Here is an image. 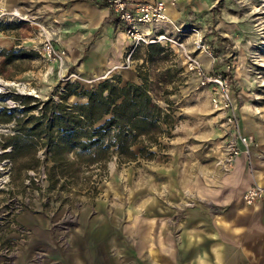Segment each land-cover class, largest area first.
Here are the masks:
<instances>
[{
    "label": "crops",
    "instance_id": "0c3cea01",
    "mask_svg": "<svg viewBox=\"0 0 264 264\" xmlns=\"http://www.w3.org/2000/svg\"><path fill=\"white\" fill-rule=\"evenodd\" d=\"M129 1H165L171 24L146 27V31L185 42L176 32L178 27H193L185 18L187 11L193 8V0H176V4L173 0ZM8 2L56 12L49 15L57 17L59 22L56 47L67 51L66 68L79 76L76 83L87 90L115 75L122 78V85L128 82L142 85L141 72L148 75L150 95L163 108L164 101L157 93L163 82L151 76L162 72L159 62L170 59L173 52L188 73L182 49L165 42L139 48L132 66L124 68L132 41L124 33L123 23L110 9L109 0ZM199 4V7H207L210 3L203 0ZM20 30L23 27L15 24L0 25V49L23 50L17 49L20 38L14 34ZM21 40L29 44L37 39ZM150 47L151 59L148 56ZM34 48L32 50L36 51ZM198 53L205 68L210 69L211 55ZM53 68L57 71L56 65ZM49 77L50 82L40 89L44 97L49 95L52 85L59 84L56 74ZM69 102L85 104L87 98L72 96ZM238 114L241 134L252 137L253 143L248 153L239 142L242 153L230 171H222L217 166L216 155L205 147L207 142L225 134L219 119H209L203 122L202 132L196 133L191 128L185 136L179 132L187 123H180L172 131L174 136L169 142L164 139L167 148L161 150L160 146H155L149 149L154 153L151 158L139 156L136 162L118 164L138 166L139 186L130 200L116 208L96 193H85L86 187L80 181V164L76 161L69 189L58 188L51 192L61 194L66 190L71 194L73 191L76 198L85 199L78 227L70 234V245L61 249L55 244L58 235L53 232L47 207H42L39 213L26 212L19 217V222L32 229L33 235L17 264H33L37 249L44 251L46 262L51 264H264V196L255 206H247L243 200L251 187L264 188V109L256 111L243 106ZM107 119L109 117L102 122ZM0 121L10 122L11 117L0 113ZM23 122L18 129L24 126ZM25 127L32 128V124ZM17 139L16 144L14 140ZM6 140L15 145L10 155L15 163L14 181L22 187L25 171L37 164L35 148L24 134ZM164 140L160 138L159 142ZM141 148L134 147L137 155ZM77 157V152L70 154L71 161ZM0 264H3L1 260Z\"/></svg>",
    "mask_w": 264,
    "mask_h": 264
},
{
    "label": "rangeland",
    "instance_id": "374dc122",
    "mask_svg": "<svg viewBox=\"0 0 264 264\" xmlns=\"http://www.w3.org/2000/svg\"><path fill=\"white\" fill-rule=\"evenodd\" d=\"M8 1L0 0V10L17 9L36 23L19 24L23 30L14 33L20 38L16 44L17 49L33 51L35 47L38 50L41 48L42 41L37 24L45 26L53 24L57 17L49 15L56 12L30 9L26 4L10 5ZM202 1L193 0L191 3L193 8L189 9L190 12L188 10V14L185 15L186 21L193 27L188 29L178 27L176 34L179 38H183L186 49L195 56L199 53L195 51L193 42L197 36L202 38L213 63L210 69L207 70L205 66L204 68L211 76H222L227 79L233 109L217 108L215 103L221 99L217 89L213 86L200 87L197 76L190 73L188 69L187 73L182 62H178L173 52L170 59L159 62V67L163 68L162 72L151 76L163 82V86L159 87L157 93L161 94L159 97L164 101L163 108L169 111L174 121V130L180 123L185 125L187 123V127L179 132L180 135H188L191 128H194L196 133L202 132L203 122L207 123L209 119L221 121L225 134L205 144V147L211 149V153L216 155L217 163L230 132L233 131V127L229 129L231 126L228 123L229 116L235 113L239 119L238 113L243 106L256 111L264 109V0H208L210 4L207 7H199ZM58 26L59 24L56 25L57 28ZM27 37H36L37 40L29 44L21 40ZM201 62L203 63L202 60ZM52 68L53 65L38 53V57L33 60L8 66L0 75L6 80L30 81L42 90L50 82L51 78L47 76V73ZM24 70L27 71L24 72ZM54 87L51 86V88ZM171 138L164 136L162 139L169 142L168 139ZM164 143L165 140L159 147L161 150L167 148ZM25 175L26 172L23 175L22 187L15 184L13 175V187L18 199L23 201L29 196L31 204L14 220L17 226L30 231V235L20 242L19 233L14 228L5 226L1 230L0 260L3 264H17L33 235L32 229L19 222L21 215L26 212L39 213L42 207H47L53 232L58 235L55 244L65 249L70 245V234L74 228L78 227L79 213L85 205V199L82 196L76 198L73 191L71 192L73 195L66 190L61 194L47 191L43 194L36 188L28 189L24 185ZM80 181L86 187V191L84 189L86 194L96 193L109 206L116 208L125 204L131 199V194L138 191L139 170L138 166H119L117 160H111L105 171L96 167L91 170L85 169ZM69 187L70 185H67L65 188L69 189ZM5 203L6 197L1 195L0 212H5ZM7 248L10 252L5 254L3 250ZM32 263L51 264L46 262V255L42 249L34 252Z\"/></svg>",
    "mask_w": 264,
    "mask_h": 264
},
{
    "label": "trees",
    "instance_id": "16d2710c",
    "mask_svg": "<svg viewBox=\"0 0 264 264\" xmlns=\"http://www.w3.org/2000/svg\"><path fill=\"white\" fill-rule=\"evenodd\" d=\"M0 25L10 26L13 23ZM150 49L149 58L152 56ZM36 57L38 53L35 51L0 49V73L10 65ZM147 76L139 72L142 85L131 82L122 85V78L117 75L92 90L77 83L68 84L61 104L48 101L43 116L31 117L18 129L17 136L24 134L25 138L31 140L37 160L36 166L25 172L38 168L40 163L37 153L41 142L49 148L52 163L48 193L70 185V174L76 172V161L80 164L81 179L85 169L96 167L105 171L114 157L120 165L136 162L139 156L153 157L154 153L149 149L160 146V138H171L175 126L169 111L155 103L150 95ZM72 96L85 97L87 102L71 104L69 100ZM52 112L53 117L49 118ZM106 117L109 119L102 122ZM28 123L32 124V128L25 127ZM18 141L14 140L16 144ZM12 143L6 140L5 145L13 147L14 152L15 145ZM136 146H142L140 155L134 151ZM73 152H77L78 157L71 161L70 154Z\"/></svg>",
    "mask_w": 264,
    "mask_h": 264
},
{
    "label": "built area",
    "instance_id": "2783aa9c",
    "mask_svg": "<svg viewBox=\"0 0 264 264\" xmlns=\"http://www.w3.org/2000/svg\"><path fill=\"white\" fill-rule=\"evenodd\" d=\"M173 4H176V0H173ZM109 6L123 23L125 35L132 41V47L127 55L124 68L132 66L133 57L141 47L163 42L176 45L182 49L187 69L197 76L200 87L213 86L220 93L221 99L216 101L215 106L224 110L233 109L226 78L209 75L199 57L188 51L184 43L176 41L166 34L154 36L146 31V27L171 24L166 15L167 3L165 1L132 3L129 0H109ZM24 22L36 24L31 17L22 15L17 9L13 11L0 10V24H23ZM57 24H59L57 20H54L53 24L49 26L37 24L40 28L39 36L42 45L36 51L48 63L57 66V71L52 68L47 73V76L56 74L59 81L57 86L51 88L48 96L44 97L40 89L30 81L6 80L0 75V113H5L11 117L10 122L0 121V196L6 197L5 212H0V234L5 226H10L19 233L20 242H23L25 237L30 235V231L22 226H17L14 219L30 207L31 199L27 196L21 201L15 194L13 187L15 163L10 156L13 153V147L5 145L6 139L18 134L20 122L31 117L43 116L44 106L48 101H52L56 105L61 104L62 97L66 93V86L79 81V76L66 68L67 51L56 47V39L59 34ZM193 43L195 51L208 53L201 37L197 36ZM53 114V112L50 113L49 118H52ZM228 123L233 127V131L230 132L229 139L223 147L222 155L217 161V166L224 172L230 171L240 157L242 152L239 148V142L248 153L253 143L252 137L241 134L239 119L235 113L229 116ZM37 158L40 164L37 169L26 172L24 185L28 189L36 188L44 194L48 189L51 159L49 148L43 142L38 148ZM113 160L116 161V157ZM263 196L264 188L256 185L248 189L243 200L247 206H255L263 199ZM3 252L8 254L10 250L7 248Z\"/></svg>",
    "mask_w": 264,
    "mask_h": 264
}]
</instances>
